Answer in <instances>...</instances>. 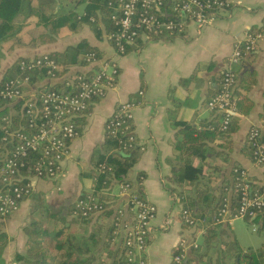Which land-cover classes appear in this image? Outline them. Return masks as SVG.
Here are the masks:
<instances>
[{
  "label": "crops",
  "instance_id": "obj_1",
  "mask_svg": "<svg viewBox=\"0 0 264 264\" xmlns=\"http://www.w3.org/2000/svg\"><path fill=\"white\" fill-rule=\"evenodd\" d=\"M58 1L67 4L69 0ZM263 25L264 0H235L230 9L221 12L202 29L187 20L185 29L179 33L159 35L143 31L120 56L107 39L106 32L98 36L88 25L74 33L63 32L45 43H32L30 34L36 33L32 27L24 28L15 44L12 40L0 41V82L19 58L65 51L82 40L99 48L104 57L116 56L119 64L116 85L103 99L93 101L90 110L82 116L80 134L70 144V155L65 160L63 172L55 179L37 180L34 193L22 202L20 208L0 218L1 229L7 234L2 253L4 264H18L17 255H27V229L34 218L42 216L43 207L66 213L81 194L93 192L96 186L93 168L107 140L106 121L117 106L125 102L135 103L133 126L140 147L128 177L136 182L135 188L141 185L143 196L158 209L152 222L146 264H173V254L184 237L199 243V248L187 251L188 259L195 264H239L237 245L243 253L261 248L264 244V217L245 219L229 218L228 215L216 223L215 235L207 240L210 236L202 220L198 218L195 226H189L183 222L182 212L189 200L198 202L201 189L219 192L224 185L231 207L235 167L246 169L252 183L264 187V166L254 162L248 144L251 128L258 126L264 132V41L236 67L239 78L235 95L248 98L251 103L246 114H235L240 116L238 128L222 144L219 137L208 133L201 137L195 134L197 138L186 143L184 149L180 146L185 140L187 125L203 130L210 124L213 127L218 118L222 120V116L218 117L219 112L209 108L208 101L216 93L236 44L245 38L247 32ZM94 65H71L65 77L93 70ZM243 74L248 81H253L244 90ZM58 82H63L62 78L52 80L46 76L31 85L29 90L37 92L42 85ZM6 107L12 110L14 104ZM183 159L191 160L194 167L202 169L199 182L179 181ZM114 185L108 209L115 211L119 206L128 209L122 183L112 187ZM130 214L127 211L126 217L129 218ZM112 218L113 215L98 214L90 226L96 221L107 224L104 227L107 232ZM247 223L260 234L253 242L245 235L249 233ZM124 235V231L117 235L118 246ZM97 254L99 258H105V252Z\"/></svg>",
  "mask_w": 264,
  "mask_h": 264
},
{
  "label": "built area",
  "instance_id": "obj_2",
  "mask_svg": "<svg viewBox=\"0 0 264 264\" xmlns=\"http://www.w3.org/2000/svg\"><path fill=\"white\" fill-rule=\"evenodd\" d=\"M235 0H115L111 19L115 30L106 34L113 43L117 55H123L129 45L135 43L143 31L159 35L179 33L185 29L186 21L196 23L199 29L213 22L221 12L230 9ZM264 41V25L247 32L245 38L236 44L223 71L219 89L208 101L211 110L222 115V129H227L231 118L237 113L236 66L247 55L257 50ZM91 63H97L91 76L77 73L67 76L61 73L60 64L48 54L35 57H23L19 62L22 71L46 68L47 76L52 80L62 78L68 91L50 89L42 93L29 90V75L9 79L0 88V107L21 102V118L17 123L10 115L2 119L5 122V153L0 165V218L16 212L22 202L29 198L39 179H55L64 170L65 160L70 155V144L80 134L79 119L96 99H103L112 89L119 76L118 58L98 59L90 54ZM65 77V78H63ZM26 90L29 93H26ZM143 92H141L142 94ZM134 102H125L117 106L115 112L106 121L108 137H118L119 132L129 134L131 144L137 143L132 128V109ZM11 111V110H10ZM264 126V120L262 121ZM124 126V130L122 127ZM248 144L253 151L254 162L264 166V132L253 127L248 134ZM130 145V144H129ZM127 147V146H125ZM113 171L112 165L102 163L99 173ZM239 173L237 186L241 198L236 212L231 213L228 197L224 198L219 211L218 222L229 218L257 219L264 209V189L252 190L246 169H235ZM113 185V184H112ZM122 192L127 195L131 208L119 206L118 228L115 234L124 231V245L129 249L130 261L146 264V251L152 233V222L157 216V206L141 195L131 183L122 184ZM98 203L95 197L88 195L77 202V207L85 216H96L107 210V202ZM133 213L126 217L127 211ZM182 220L189 226H195V219L189 209H183ZM178 250L173 254V264H195L188 259L187 251L199 248V243L188 237L180 239Z\"/></svg>",
  "mask_w": 264,
  "mask_h": 264
},
{
  "label": "trees",
  "instance_id": "obj_3",
  "mask_svg": "<svg viewBox=\"0 0 264 264\" xmlns=\"http://www.w3.org/2000/svg\"><path fill=\"white\" fill-rule=\"evenodd\" d=\"M110 1L115 0H76L75 2L69 0L67 4H62V2L58 0H0V41L7 42L12 40L14 44L17 43L16 41L19 40V37L21 38L19 34L26 27H32V29L36 31L35 34H30L33 39L32 43L35 44L52 41L63 32H77L84 25L90 26L98 36H101L104 32H106V34L110 33L115 30L114 23L111 19L113 7L109 5ZM81 2L85 3L83 13L77 11V4ZM59 3L61 5L59 9H57ZM93 53L98 59L104 57L103 52L99 48L92 46L87 40H82L77 45L68 47L65 51L46 54L55 59L60 64L61 73H65L69 71L71 65L89 66L95 64L93 70L96 69L98 64L91 63L93 59L90 57V54ZM22 59L23 57L19 58L7 71L0 82V88L7 80L15 78L18 75H29L31 85H34L47 76L46 68L22 71L19 68V62ZM93 70L81 73L91 76ZM245 75L246 74H243L242 78L243 90L249 88L253 83V81H248ZM249 77H251V74ZM238 78L239 74L237 70V81ZM63 86L64 88H62ZM50 89L68 91L64 82L45 86L42 85L37 91L42 93ZM218 89L219 85L216 91ZM235 90L236 89H234V94L238 91V87L237 90ZM13 104L14 107L11 111L6 107L10 104H5L0 107V165L5 153V146L2 140L5 122L2 118L5 115H10L15 123L21 118V102H15ZM91 105L87 112L90 110ZM3 107L6 108L3 109ZM250 107L251 103L248 98H240L237 96L236 109L238 114H246ZM220 116L222 115L219 114L218 117ZM81 118L82 116L79 119L80 125ZM239 121L240 116L234 115L225 130L222 129L223 122L219 118L213 127L210 124L209 128L205 127L206 129L203 130H197L194 126L187 125L184 128L185 140L180 148L184 149L186 143H190L197 138L195 134H197L198 137H201L203 134L209 133L210 136L212 134L213 137H219L221 140L220 144H222L224 143L223 141H226L231 133L238 128ZM130 123L132 124L133 120H130ZM132 128L134 129V126H132ZM122 130H124V126ZM250 149L253 157L252 148L250 147ZM139 150L140 147L138 145L130 143L129 134L120 131L118 137L107 136L104 151L101 152L95 161L93 168V176L96 181L93 192L81 194L77 201L67 209L66 213L54 211L50 207H43L42 216L34 218L28 226V252L27 255H17L16 259L19 262L18 264H137L135 261L132 262L129 260V249L124 245V239L119 241V246L117 245V234H115L118 228L117 223H119L117 210L113 211V209H107L99 214L107 217L113 215L108 230L106 228L107 232H105L104 227H106L107 224L96 221L94 226H90L94 216L83 215L77 207V202L91 195L97 199L98 203L106 205L105 203L107 202V206H109L108 201L113 198V195L110 193L112 184H136L135 181L129 179L128 174L138 158ZM102 163L112 165L113 171L99 173L98 166ZM181 166L182 174L178 177L181 183L199 182L200 177H202L200 175L202 172L201 168L194 167L192 161L189 159H183ZM235 169L241 168L235 167ZM235 169L234 174L232 173L234 185L232 191L233 200H231L230 207L231 213L236 212L241 198V191L237 186V177L239 173L235 172ZM249 180L252 190L258 188L262 191L264 189V187L254 185L250 178ZM225 186L226 185L220 188L219 192L217 190H215V192H210L207 189H201L199 191L200 195L198 194L197 198L198 202L196 203L194 201L195 199H192L189 200V205H185L184 209H189L195 219L199 218L202 220L201 222L205 229H207L208 236H210L207 237V240L212 238L217 230L216 223L218 222L219 211L222 207L224 198L227 197L224 193ZM135 189L143 195L141 192V185ZM184 200H186V198H184ZM128 206L131 208L132 204L129 203ZM129 212L131 214L133 213L130 210ZM259 216L264 217V209L260 212ZM232 241L233 240H231V242ZM6 244L7 234L2 231L0 224V264H4L2 253ZM101 251L105 252L104 259L99 258L97 254V252ZM236 253L240 258L239 264H264V244L261 248L247 253H243L237 245Z\"/></svg>",
  "mask_w": 264,
  "mask_h": 264
},
{
  "label": "rangeland",
  "instance_id": "obj_4",
  "mask_svg": "<svg viewBox=\"0 0 264 264\" xmlns=\"http://www.w3.org/2000/svg\"><path fill=\"white\" fill-rule=\"evenodd\" d=\"M74 2L76 1V0H73ZM76 5V4H75ZM84 8H85V3H79V4H77V11L79 12V13H82L83 11H84ZM112 187V186H111ZM115 187V185L111 188V190H113V188ZM117 193L119 192V185H117ZM108 201V200H107ZM112 202V199L110 200V201H108V203H111ZM241 221V220H240ZM247 225L249 226L248 228H249V230H247V231H249V233H245V235L247 234V236L249 237V239H250V241L251 242H253L255 239H257V237L260 235L259 233H257V232H254L253 231V225L252 224H248L247 223ZM200 241H201V239H200Z\"/></svg>",
  "mask_w": 264,
  "mask_h": 264
}]
</instances>
